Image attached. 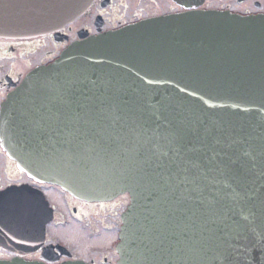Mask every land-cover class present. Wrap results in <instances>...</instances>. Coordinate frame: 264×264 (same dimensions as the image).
<instances>
[{"label":"water","instance_id":"1","mask_svg":"<svg viewBox=\"0 0 264 264\" xmlns=\"http://www.w3.org/2000/svg\"><path fill=\"white\" fill-rule=\"evenodd\" d=\"M93 1L0 0V37L56 32ZM0 141L36 181L91 201L129 193L117 264H264V14L81 34L8 95ZM45 203L30 184L0 190V245L40 247Z\"/></svg>","mask_w":264,"mask_h":264},{"label":"flooded vegetation","instance_id":"2","mask_svg":"<svg viewBox=\"0 0 264 264\" xmlns=\"http://www.w3.org/2000/svg\"><path fill=\"white\" fill-rule=\"evenodd\" d=\"M200 10L239 15L264 14V0H94L80 17L59 31L28 39L0 37V113L8 95L20 86L30 71L53 61L71 42L79 40L81 34H100L148 18ZM12 184H30L43 190L48 202L45 205L52 208L54 220L47 225L46 237L40 247L20 253L0 246V259L24 258L47 264L81 259L90 264H117L119 256L115 246L122 213L130 202L128 194L111 200L91 201L77 197L58 185L38 182L18 168L0 141V190ZM117 201H120L121 206L118 223L113 221L114 224L110 218L101 220L96 217L97 213L106 212L105 208L111 207L108 212H118L113 211ZM98 220L103 222L98 224ZM73 223L83 228L90 227L91 236L100 237L107 232L114 237L110 239L106 250L101 246H93L87 253L90 255L80 254L71 243L52 233L54 227H67ZM47 249H51V252ZM53 258L57 260L51 261Z\"/></svg>","mask_w":264,"mask_h":264},{"label":"rangeland","instance_id":"3","mask_svg":"<svg viewBox=\"0 0 264 264\" xmlns=\"http://www.w3.org/2000/svg\"><path fill=\"white\" fill-rule=\"evenodd\" d=\"M116 206L113 211L118 212H108L110 208H105L106 212L97 213L96 217L103 220L104 218H110L111 222L118 223L119 222V214H120V201L115 203ZM110 213V214H109ZM108 214V215H107ZM112 215V216H110ZM108 221V220H107ZM103 221L98 220V224ZM113 222V223H114ZM114 223V224H115ZM91 228H83L78 223H73L67 227L57 226L52 228V233L58 235L63 240H67V242L71 243V246L78 250L80 254H87L93 246H101L106 250V247L109 245L110 239L114 237V235L105 232L100 237L91 236L90 235Z\"/></svg>","mask_w":264,"mask_h":264}]
</instances>
